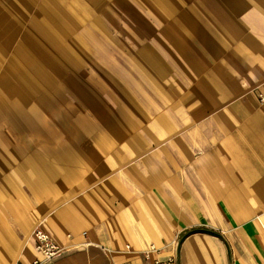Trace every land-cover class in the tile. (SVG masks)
<instances>
[{
	"label": "crops",
	"instance_id": "crops-1",
	"mask_svg": "<svg viewBox=\"0 0 264 264\" xmlns=\"http://www.w3.org/2000/svg\"><path fill=\"white\" fill-rule=\"evenodd\" d=\"M260 98L264 0H0V264H264Z\"/></svg>",
	"mask_w": 264,
	"mask_h": 264
},
{
	"label": "built area",
	"instance_id": "built-area-1",
	"mask_svg": "<svg viewBox=\"0 0 264 264\" xmlns=\"http://www.w3.org/2000/svg\"><path fill=\"white\" fill-rule=\"evenodd\" d=\"M263 98H260V101H263ZM33 239L35 243V251L40 255V259H34L28 264H41L42 261H51L56 258L61 252V248L57 245L51 236L42 228H36L33 231ZM157 250L154 247H151L146 253L145 257L149 258L151 253L156 252ZM155 264H176L175 258L170 257L165 261L155 260Z\"/></svg>",
	"mask_w": 264,
	"mask_h": 264
}]
</instances>
